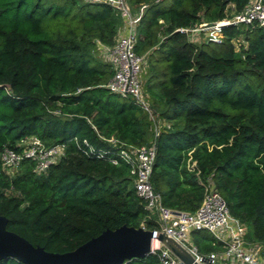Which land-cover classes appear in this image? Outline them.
Segmentation results:
<instances>
[{"label": "trees", "instance_id": "trees-1", "mask_svg": "<svg viewBox=\"0 0 264 264\" xmlns=\"http://www.w3.org/2000/svg\"><path fill=\"white\" fill-rule=\"evenodd\" d=\"M127 1L144 5L135 50L146 54L147 96L173 122L156 139L154 189L164 204L194 210L212 182L245 224V238L264 243V30L228 25L220 40L200 43L176 30L230 17V5L240 13L250 0ZM122 23L104 3L0 0V149L27 135L66 145L40 173L30 159L12 175L0 163V214L8 229L46 250H71L121 224L158 226L136 194L129 165L82 149L83 139L114 150L105 138H151L147 112L106 86L113 69L97 55ZM239 34L244 42L236 48ZM190 234L201 253L225 247L205 229ZM0 264L27 263L7 256ZM124 264L161 263L149 252Z\"/></svg>", "mask_w": 264, "mask_h": 264}, {"label": "built area", "instance_id": "built-area-1", "mask_svg": "<svg viewBox=\"0 0 264 264\" xmlns=\"http://www.w3.org/2000/svg\"><path fill=\"white\" fill-rule=\"evenodd\" d=\"M91 3H104L118 13L122 27L118 30L113 44H99V52L112 66L113 73L106 86L113 92L131 95L147 112L151 120L152 136L142 144H130L114 136L105 138L114 150L95 149L88 145L82 148L85 154L107 156L113 163L123 160L129 165L136 194L141 197L150 213L155 215L157 227L151 242V251L158 255L161 264H186L169 247L157 239L164 232L180 244L197 264H264V243L248 240L244 234L246 226L232 217L225 198L213 186L204 184V195L194 210L178 209L162 202L151 181V173L156 155V139L161 130L172 127V122L163 118L147 100L141 81V71L146 65V54L135 50L139 14L132 10L127 0H84ZM256 23L264 30V0H250L246 7L233 17L214 22H201L194 27L177 28L183 32L207 30L211 40H220L217 32L233 24L250 25ZM220 35V34H219ZM53 112L58 113L57 110ZM77 141V138H75ZM66 151L64 142L47 143L37 135H27L14 145L4 144L0 149V163L3 170L12 175L25 159L33 162L37 173L45 171L57 162ZM143 226V223L141 224ZM245 226V227H244ZM144 227V226H143ZM192 229H205L215 238L223 241L225 247L208 253H201L192 241Z\"/></svg>", "mask_w": 264, "mask_h": 264}, {"label": "water", "instance_id": "water-1", "mask_svg": "<svg viewBox=\"0 0 264 264\" xmlns=\"http://www.w3.org/2000/svg\"><path fill=\"white\" fill-rule=\"evenodd\" d=\"M6 221V216L0 214V258L12 256L27 264H124L132 257L148 254L154 237L153 229L121 224L105 228L71 250L55 252L8 229ZM156 237L186 264H197L187 250L164 232Z\"/></svg>", "mask_w": 264, "mask_h": 264}, {"label": "rangeland", "instance_id": "rangeland-1", "mask_svg": "<svg viewBox=\"0 0 264 264\" xmlns=\"http://www.w3.org/2000/svg\"><path fill=\"white\" fill-rule=\"evenodd\" d=\"M231 7V8H230ZM230 9L231 10H228L227 11V15H229L230 17H233V16H235L236 14L235 13H233V5H230ZM133 11L135 12V13H137V14H139V13H141L142 12V10L144 9V5H133ZM225 18H227V17H225ZM222 20V19H221ZM204 22H207V21H204ZM208 23H210V22H208ZM218 34H217V37L219 38L222 34H221V32L220 31H218L217 32ZM187 37L190 39V40H192L193 42H196V43H200V42H202L203 40H208V38L210 37V34H211V32H210V30L209 31H207V30H203V31H201V30H193V31H187ZM220 34V35H219ZM241 42H244V40H243V35L242 34H239L238 36H236L234 39H233V43H234V45L236 46V48H238L239 47V44L241 43ZM96 52H97V50H96ZM97 55H98V57H101L102 58V56L100 55V52H99V48H98V52H97ZM148 76H149V72H148V68H147V64L146 65H144L143 66V68H142V71H141V81H142V85H143V91H144V94H145V96H146V98H147V100L149 101V103L152 105V108H154V110H156L157 112H158V109L156 108V105L154 104V103H152V101H151V99H149L148 98V93H147V91H146V89H145V84H146V80H147V78H148ZM172 122V121H171ZM172 124H173V122H172ZM151 136H152V133H151ZM244 224V223H243ZM245 225V224H244ZM245 227V226H244ZM246 228V227H245Z\"/></svg>", "mask_w": 264, "mask_h": 264}, {"label": "crops", "instance_id": "crops-1", "mask_svg": "<svg viewBox=\"0 0 264 264\" xmlns=\"http://www.w3.org/2000/svg\"><path fill=\"white\" fill-rule=\"evenodd\" d=\"M151 131H152V127H151Z\"/></svg>", "mask_w": 264, "mask_h": 264}]
</instances>
